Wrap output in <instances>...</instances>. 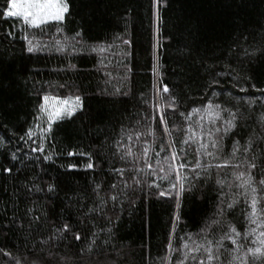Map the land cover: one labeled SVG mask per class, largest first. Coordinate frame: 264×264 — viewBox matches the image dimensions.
Returning a JSON list of instances; mask_svg holds the SVG:
<instances>
[{
  "label": "snow or ice",
  "instance_id": "1",
  "mask_svg": "<svg viewBox=\"0 0 264 264\" xmlns=\"http://www.w3.org/2000/svg\"><path fill=\"white\" fill-rule=\"evenodd\" d=\"M151 2L155 10L153 16L157 37L153 75L157 77L158 83L154 84L153 88L158 102L163 101V105H158V109L160 123L164 126L163 131L167 140L162 141L159 150L156 151L152 145L159 138L156 137L150 123H145L143 130L122 127L120 138L116 139L113 145L105 142L99 146V155H105L106 148L115 149L107 155V161L100 162L108 164L106 169H101L105 175L100 176L95 172L100 164L94 163L91 153L70 150L67 152L68 156L87 157L88 162L84 165V170L92 171L93 177L87 187L63 186L59 177L45 178L47 169L43 165L52 161V153L46 152L44 142L49 140L53 124L72 119L78 112L84 110V105L79 94L67 99L44 94L41 97L42 102L37 103L38 114L34 117V124L18 137L29 146L28 151H25L23 156H18L17 153L23 151L18 148L8 156L13 162L12 166L0 165V172L8 175H11L14 170L22 171L18 163L26 165V161H33L34 167L41 169L35 176L26 177L27 183L14 187L9 200L0 207V231L4 235L26 234L25 238H27L42 234L47 227L46 238L39 239L37 243L48 246V252L43 257L37 253L36 258L29 260L28 264H45V261L49 260L54 261L55 264H68L72 258L60 256L52 249L66 241L71 243L69 235L80 242L82 240L80 227L91 224L92 214L104 213L108 201L116 205L123 204L126 200L130 206L134 207L138 197L142 199L143 196L150 195L155 198H171L175 193L176 202L179 205L181 194L185 192L195 194L203 187V182L213 177L219 192L223 191L226 184L229 188L234 186L239 189L238 195L244 197V204L247 209H250V211L241 209L242 214L252 224L264 227L259 224L258 215L264 214V86L258 87L254 82L256 67L264 66V11L249 20L239 14V9L244 8L248 0H226V6L234 9L228 17L227 35L211 42L206 38L202 22L193 24L191 18L177 16L173 21V31L168 34L167 45L175 47L173 72L176 79L171 86L163 84L162 93L169 94L165 97L161 95L159 87V83H162L159 74V49L163 47L160 36L162 35L161 26L164 24L160 10L162 7H168L170 0H151ZM261 2L264 3V0ZM89 3L90 0H81L83 14L78 18L80 21L86 22L90 14ZM0 18L20 20L28 29L39 30V33L43 35H50L43 26L56 25V34L52 38L55 40V52L58 54H80V49L83 47V25L72 29L71 34H65L63 27L66 24V18L68 23L77 22L73 0H6L5 7L0 10ZM13 28L18 31L23 30L15 24ZM4 35L13 41L17 38L14 31H6ZM20 38L25 41L23 50L29 55H35L50 48L49 43H41L38 40L34 43L35 37L30 39L28 35H23ZM114 40H120L129 46L132 44L126 35L117 34ZM113 47H115L114 41L92 47L90 52L102 55ZM125 54H129L127 50ZM5 55L6 53H0V94L9 91L12 87L11 78L5 75ZM104 67L107 68V65L105 64ZM69 68L74 69L75 65L69 62ZM60 71L66 70L60 69ZM128 71L130 72L131 69L129 68ZM104 74L111 76L110 72ZM225 77L231 78L232 88H237L239 92L248 91V88L243 86L247 83L255 92L262 95L259 97L235 96L230 89L224 87L227 83ZM105 83L108 81L106 80ZM192 84H196L198 88L211 89V96L217 99L215 101L209 99L204 108L191 107L189 110L186 100H192L193 96L185 91L183 86L187 85L190 90ZM49 86L64 88L68 84L67 81L58 84L50 82ZM217 88L222 91H216ZM115 92L118 95H128L119 88ZM225 93H227V101L220 100ZM204 95L207 96L208 92L205 91ZM257 101L260 103L258 104ZM140 102L151 107L149 100L143 96ZM163 106H167L172 113H177L183 118L187 127L181 128L173 120L170 130L171 117L165 118ZM257 112L260 113L259 116ZM137 115L139 116V113ZM193 116L199 117L194 122L195 127ZM143 119L149 121V116L144 114ZM151 120H155V116H152ZM205 123L209 127L205 128ZM140 124L141 120L137 119L136 125ZM37 129L40 143H37ZM174 131H182L184 135L174 140L172 138ZM145 136H152L153 140L144 142L142 157L138 156L135 162H129L128 157H132L134 153L128 145L133 139L140 141ZM125 139L127 144L124 143ZM225 141H228L230 149L228 151L225 150ZM29 142L36 146L32 147ZM191 143L198 145L194 152L185 147ZM4 147L3 138H0V151H3ZM151 151H155L156 167L151 162L152 157L149 155ZM36 153L39 155H32ZM162 153L163 156H161ZM4 154L8 155L7 152ZM117 159L125 162V166H115ZM229 168L233 171L224 174L221 178L218 170ZM64 170L75 172L80 168L77 164H69ZM213 170L217 171L214 173ZM109 176H114L116 179H109ZM229 176L231 180L228 179ZM149 177L155 179H149ZM121 197H124V200ZM239 203L240 201L235 198L225 203L224 197L218 194L211 223L218 226L219 237L209 238L210 225L206 223L198 233L187 232L179 235L178 239L183 241L179 247L174 245L173 237L177 236L176 228L180 223V217H174L172 232L167 238V253L160 257L158 264H165V261L172 264V256L176 253L179 255L176 256L175 264H187L189 260H192L194 264H214V262L224 264L222 256L227 260V264H237V261L238 264H249V256L251 264H256L257 260L259 264H264V239L260 240L261 247L247 249L242 257L233 254L243 247L236 239L241 236V232L234 224L221 218H226L229 213L235 216V209ZM105 215L108 223L114 228L119 220V214H115L114 217L108 216L107 213ZM69 217L73 220L70 221ZM112 228L107 230L110 239L113 238ZM260 235L264 237V232ZM91 237V244L81 248V256L84 251H92L91 245H95L97 233L93 231ZM226 240L235 246L234 250L225 246ZM40 251L43 252V247ZM201 251L203 256L198 255ZM0 252H3L5 256L11 255L2 248ZM229 256L230 259H228ZM17 264L20 262L17 261ZM112 264H118V261L114 260ZM145 264H148L147 257Z\"/></svg>",
  "mask_w": 264,
  "mask_h": 264
},
{
  "label": "trees",
  "instance_id": "2",
  "mask_svg": "<svg viewBox=\"0 0 264 264\" xmlns=\"http://www.w3.org/2000/svg\"><path fill=\"white\" fill-rule=\"evenodd\" d=\"M73 3L77 22L68 23L66 18V24L63 27L65 34H71L72 29L83 25V47L80 49V54L76 55L55 52V40L52 38L56 34V25L54 24L43 26L50 34L43 35L39 33V30L28 29L20 20L0 18V53H6L5 75L12 80L11 89L0 94V138H3L5 145L4 150L0 151V165L12 166L13 162L8 156L18 148L23 149L17 153L18 156H23L24 152L28 151L29 146L20 141L18 137L34 124V117L38 114L37 103L42 102L41 97L44 94L55 95L62 99L79 94L82 97L84 110L78 112L70 120L65 119L53 124L50 138L44 144L46 152L52 153L54 162L50 161L43 167L47 169L46 179L59 177L63 186L87 187L93 177L92 171L84 170V165L88 162L87 157L68 156V151L79 152L82 150L91 153L94 163L100 164L95 172L104 176L105 173L101 169H106L108 164L100 162L107 161V155L115 149L106 148V154L99 155V146L105 142L108 145H113L116 139L120 138L122 127H135L143 130L144 124L150 123L156 137L159 138L152 145L156 151L159 150L160 143L167 140V137L164 135V126L160 123V110L158 109V105H163V101L158 102L153 88V85L158 81L157 77L153 75L157 37L153 16L155 10L151 0H90V14L86 22L78 19L83 14L81 0H73ZM5 5L6 0H0V10ZM233 11L234 9L226 6V0H170L168 7L161 8L160 14L164 24L161 26L162 35L160 36L163 47L159 49V74L162 79L159 87L162 96L169 95L162 93L163 84L171 86L176 79L173 72L175 47L167 46L168 34L173 31L175 18L182 15L191 18L193 24L202 22L206 38L211 42V40L227 35L228 17ZM261 11H264V3L261 0H248L246 6L239 9V14L250 20ZM14 24L19 25L23 30L14 29ZM6 31H14L17 38L14 41L6 38L4 35ZM117 34L126 35L127 39L132 41L131 46L123 44L120 40H114ZM23 35H28L30 39L35 37L34 43L37 40L41 43H49L50 48L35 55H29L23 50L25 41L20 38ZM56 38L60 37L56 36ZM113 41L115 47L109 52L102 55L90 52L92 47L102 46ZM125 50L129 53L128 55L125 54ZM69 62L75 65L74 69L69 68ZM105 64L107 68L104 67ZM60 69L66 71H60ZM105 72H110L111 76H105ZM106 80L108 83H105ZM225 80L227 83L224 87L230 89L235 96L259 97L262 95L255 92L247 83L243 86L248 88V91L239 92L237 88H232L230 77H225ZM64 81H67V87L49 86L50 82L58 84ZM254 82L258 87L264 86V66L256 67ZM183 87L193 96L192 100H186L189 110L191 107L204 108L209 99L213 101L217 99L211 96V89L198 88L196 84H192L190 90L187 85ZM117 88L128 95L116 94ZM215 90L222 91L219 88ZM205 91L208 92L207 96L204 95ZM142 96L149 100L151 107L140 102ZM220 100L227 101V93L220 97ZM257 103L259 104L260 101ZM144 114L149 116V121H144ZM163 114L165 118L171 117L169 119L170 130L173 120L181 128L187 127L183 118L179 117L177 113H172V110L167 106H163ZM259 115L260 113L257 112V116ZM152 116H155V120H151ZM137 119L141 120L140 125H136ZM197 119H199L197 116L192 118L194 127V122ZM207 127L209 125L205 123V128ZM38 133L37 129V143H40ZM182 135H184L182 131L172 132L174 140ZM152 140V136L142 137L140 141L133 139L128 146L132 148L134 155L128 157V161L135 162L138 156L142 157L144 142ZM124 143H128L126 139ZM31 146L35 147L36 145ZM185 147L194 152L198 145L191 143ZM225 150H230L228 141H225ZM5 152L8 155H5ZM32 155L36 156L39 153ZM149 155L152 157L153 166L156 167L155 151H151ZM163 155L162 153L161 156ZM69 164H77L80 170L66 172L64 169ZM26 165L18 163V167L22 171L14 170L11 175L0 172V207H3L4 202L9 200L14 187L21 183H27L26 177L35 176L41 171L39 167H34L33 161H26ZM115 166H125V162L117 159ZM216 171L213 170L214 173ZM218 171L223 178L224 174L231 173L233 169ZM108 178L116 179L114 176ZM149 179L155 178L149 177ZM228 179L231 180V176ZM239 191L234 186L229 188L226 184L223 191L219 192L215 177H213L203 182V187L198 189L195 194L188 192L181 194L179 205H177L175 193L171 198H155L150 195H145L142 199L138 197L134 207L130 206L126 200L123 204L116 205H113L112 201H108L104 213L92 214L91 224L87 227L83 225L80 227L82 237L80 242L75 241L69 235L71 243L67 241L60 243L59 247L52 250L58 252L60 256L72 258L68 264H112L114 260L118 261V264H145L146 257L148 264H158L160 257L167 253V238L172 232V221L176 216L180 217V223L176 228L177 236L173 237V243L177 247L183 243L178 239L179 235H184L187 232L198 233L206 223L210 225L209 238L219 237L218 226L211 223L219 194L224 197L225 203L230 202L233 198L240 201L235 209V216L229 213L226 218L222 217L221 219L234 224L241 232V236L236 239L243 247L239 252H233V254L242 257L246 254L247 249L261 247L260 240L264 237L260 233L264 232V227L252 224L242 214L241 209H247V206L244 204V197L238 195ZM121 199L124 200V197ZM105 213L113 217L115 214H119V220L114 228L108 223ZM258 215L260 217L259 224L264 225V214ZM69 220L72 221L73 218L69 217ZM108 228H112L113 238L111 239L107 231ZM225 230L227 229L225 228ZM93 231L97 233L96 243L91 245V252L84 251L81 256V248L91 244ZM25 236L26 234L16 233L4 235L0 231V248L11 253L10 256H5L3 252H0V264H17V261L20 264H28L29 260L36 258L37 253L43 257L48 252V246H41L37 243L39 239L46 238L47 227L42 234L27 238ZM224 243L229 249H235L230 241L226 240ZM41 247H43V252L40 251ZM221 251L223 252V250ZM178 255L179 253L173 254L172 264H175ZM198 255L203 256V252L201 251ZM222 261L227 264L224 256H222ZM45 264H55V262L49 260L45 261ZM165 264H168V261H165ZM187 264H194V262L189 260ZM249 264H251L250 256ZM256 264H259L258 260Z\"/></svg>",
  "mask_w": 264,
  "mask_h": 264
}]
</instances>
